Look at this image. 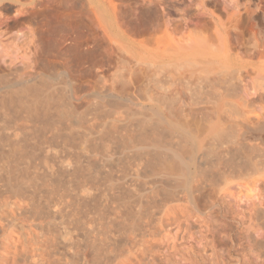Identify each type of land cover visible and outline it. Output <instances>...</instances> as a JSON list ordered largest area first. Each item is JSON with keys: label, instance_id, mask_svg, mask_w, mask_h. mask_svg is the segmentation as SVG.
<instances>
[{"label": "bare ground", "instance_id": "6f19581e", "mask_svg": "<svg viewBox=\"0 0 264 264\" xmlns=\"http://www.w3.org/2000/svg\"><path fill=\"white\" fill-rule=\"evenodd\" d=\"M1 1L2 0H0V3ZM190 1H191L190 3H192L195 0L194 1L190 0ZM197 1L199 2L198 3L194 2L195 4L197 3L195 6L197 7L196 16L202 18L203 15H205L204 17H206L207 15L203 12L204 7H205L204 4H206L204 2L206 1L204 0H197ZM249 1H252V0H249ZM188 2L189 1H187L186 3L188 4ZM214 2H216L218 6L217 9H215L216 6L214 7L215 11H218V9L220 8L219 10L222 11V13L224 12L226 14L229 13V14H232V16L239 14V11H240L239 0L238 1L237 0H214ZM95 4L99 5L101 8L100 9L96 8V10L94 11L98 13L97 14L98 16H100L99 18L102 20L101 22H103L105 26H109V23H110L109 21H111L110 18H112L111 8L109 6H104L103 4H99L98 2H95ZM244 4L245 3H243V5ZM260 4L262 5V3ZM124 7L127 8L126 6ZM129 8L130 7H128V9ZM158 8H162V6L157 7V9ZM185 9H186V6H185ZM247 10L249 11V9ZM256 10L257 9H255V11ZM261 10L258 9V11H261ZM157 11L158 10H156V12ZM177 11L176 13H179L181 10L179 11L178 9ZM150 12H151V9H150ZM150 12L148 11V13ZM182 12H184L183 9L181 13ZM261 12L263 13L264 10ZM185 13L186 12H184L185 16H182V17L186 18ZM216 13L215 15L212 13L209 14V17H210L209 19L210 20L212 19L214 21L215 17L217 16ZM240 13L242 12L240 11ZM249 13L253 14V16L255 15L254 11L253 12L249 11ZM1 14L2 12L0 11V264H224L225 259H223V255L225 254L226 257L227 256L230 257L231 255H233L232 253H235L237 255L238 257L237 262H240V264H264V136L259 134V136L263 138L261 137L258 138L257 137L258 135L256 134L258 133L257 131L255 133L257 136L255 134L254 135H255V138L257 137L258 139L257 138L256 139L259 141L253 139V136H254V135L252 136V134L254 133L253 127H255L260 122L257 123L258 121H256L255 119L257 123L255 124V122L253 123V121H251V120H254L255 117L253 119L249 117L251 116L250 114H252L250 113L251 111L255 113L254 108L256 109L261 103L264 104V79L260 78L259 80H257V78L256 79L254 78V76L256 77V74H249L247 72L249 74L250 80L249 78H246V81L248 79L250 82L251 79H253L252 81H255V82H252V81H251L252 83H249L248 81H247L248 83L245 82L244 78L247 75L245 76L246 73L243 74L244 71L241 72V69H242L241 68L242 66L241 57L240 58L238 57L239 58L238 60V58L234 56V53L240 54L241 56L242 47L240 46L244 44L240 40V34L238 35L239 37L238 39L240 43L239 44L238 39L236 37L237 33H235V37L237 39L235 42H237L240 45L239 46L240 48H237L238 46L237 43L235 44V42H233L232 40L230 42L229 38L231 36L228 37L229 33L227 32L228 30L225 31L226 26H224L225 24L223 22L224 25H223L222 32L218 30H215V31L213 30V32H215L214 33L215 37L212 36L213 34H211L212 33L211 31V33L209 32L210 33L209 38L212 37L214 39H208L207 37L205 39L204 38L205 36H202L203 34H201L200 32V30L202 31L203 28L202 29L199 28V25L201 27L202 22L196 23L195 22L196 20H195L194 22L192 21L190 22V26L195 25L193 28L191 27L193 30L191 29L192 31L190 33H187L186 34L187 36L177 33V35L179 34L178 35L179 37L181 35L180 38L176 37V38H179L180 41H178V39L174 41L175 47L173 46V48L177 47L179 51L180 50L188 51L190 55V59L197 60V62H192L193 64L191 62H189L190 64L188 62L182 63V65L183 64L185 65L187 64L188 66L190 65V67H192L190 69H193V70L194 68L200 69L201 68L200 64L203 62V60H208L210 67H211L210 69H212V71L217 70L219 68L220 70L222 69L225 71V72L224 71L222 72L227 73L226 70L230 69L232 71L234 69L233 65H239L240 67L239 69L235 67L236 69L235 71H233L235 73H232V75L234 74L233 76L236 77L234 81L239 83L238 85H236V82L234 83L236 86V89L239 90L237 91L238 93L236 92V89H234L235 91L232 90L234 84L232 85V87H230L231 92L233 91V93H231L232 96L229 94L230 90H228L229 91L228 92L226 90V87L223 86V83L225 82H222V85L220 84V82L223 79L224 80L227 79L224 76V73H222L223 75L221 76H224L226 79L223 78L221 81L218 80L219 86L221 85L222 88H225L223 89L224 93H222L223 92L222 88H221L222 90L221 91L219 90L220 89L219 86L217 87V83H216L217 80L212 81L213 79L212 74L211 76L208 75L209 76L208 78H206L207 75L205 77L206 79H209L212 77L211 81L213 82L211 83V89H210L212 96L211 98H209V100L211 99L213 100V104L210 103L213 109L212 107H211L212 110L210 108L208 109H210L211 112L213 111L212 113L210 112V114H213L212 117H214V119L212 117H210L212 119L208 118L209 117L208 114L206 116H208L207 118L210 124H211L210 121H213L212 126L214 128L218 130L219 125H221L219 124V120H218L219 117L221 116H218L217 106H213L214 104L217 103L218 101L217 99L221 98L220 95L218 96V98L216 97L218 95L217 93H222V95H225L226 92H228V94L230 95V96L228 95L230 99L233 98L234 95L236 94L239 99L236 97L234 98L238 99L239 103L240 101L243 102L241 100V97H243V99L246 101V106H248L249 109L250 108L252 109V110L251 109L247 110L249 111L248 113H250L249 115H247L248 114L246 113L247 107H245L246 108L245 110L243 109L244 114L242 113L243 111H241V109H240L241 111L240 113V111L238 110L239 108L237 107L238 108L237 110L242 115V117L244 115H247L248 120L250 119V121L255 126L250 125V122L249 124H247L246 122L247 120L246 121L244 120L246 122L245 123L244 121H242L243 118H239V119H242L241 120L242 122L239 120L240 121L239 123L236 120L237 117L236 119L234 118L233 120L234 123H235V120L238 124L243 123L240 125L241 127H245L244 125L247 124L246 127L242 129L243 131L247 129V131L250 133L251 131L249 128H251L253 130L252 133L250 134L252 136V139H250V141L248 140L249 142L247 141V138L249 139L251 136L247 137L246 135L247 133L245 134V132H243L242 134V131H240L239 129H236L234 126L241 129L239 125L237 126V123L234 126L230 125L229 127H231L230 128L231 131L233 128H235V131L238 130L236 133V136L239 131L241 132V136H240L241 139L239 140L235 136V133H233L235 131L231 132L233 133L232 135H234V138L236 137L237 139L236 138L235 139L241 142V148L240 147H237L238 149L235 147L231 148L233 146L232 144L234 142L232 141L234 139L232 141L225 139V141H227V144L228 143L231 144V145L229 144L228 148L225 147L227 146V144L224 143L225 146H223L221 142H220V145L222 146L218 147L217 144L219 141H217L216 143V141H214V138H212L213 141L216 143V148L213 147L211 150L207 149L206 151H209V152L207 154L206 153L204 154L205 156L208 157L207 160H209L208 167H207V165L204 164V162H207V160L205 159L204 161L203 154H202L203 159H201L202 157L197 156V154H190V153H197V152H190V151L184 150V148L186 147L188 148V146L184 147L185 141L182 140L181 137H180V140H177L180 142L173 144V141L171 140L172 144H170L169 141L165 142L166 137H163L165 138L164 139L165 141L163 140V138H160L161 135H159V138L157 139L155 138L157 137L156 132L153 133L151 131L152 132L150 133L151 135L152 134L156 135L154 137L155 139H151L153 137L149 136L150 134L148 132H147L148 134L145 132L146 130L144 129V125L142 126L141 125L142 123L139 124L143 119H141L138 123L140 126L137 125L139 128H141L140 129V131L142 130L141 132L137 131V133L134 132V134L132 133L133 131L129 132L130 130H133L134 126L136 128V125H134L136 124L135 122L136 120H134L135 123L134 124L131 123L133 127L131 129L124 128V130L126 131L128 130V132L124 133V131H122L123 130L122 127L129 126L128 124L124 122L126 119L125 120L123 119L124 121H121L122 118L118 120V118H116L118 115L117 116L114 115L113 117V115L109 113L111 110L110 111L108 110L109 114L104 113V112L103 113L101 112V114H99L98 111H101V109L100 110L98 109L99 105H97V103H95L94 101H91V102L86 101L85 104L86 105L88 104L87 106H85L86 108H81V107H84L82 106L84 104H82L83 103L82 97L78 94L77 84H75L76 75L74 74L75 76L71 77L74 79H70V75H72L73 74L72 72L74 71L71 70L72 72L70 73L72 74L70 75L66 71L67 74L63 73L61 76L53 75V74L51 75V73H50L51 76H49V74L47 75L44 73L43 74L34 73L32 71L33 70L32 66L33 64L36 63V60H34L35 53L32 49H33V45H35L33 43L37 44L39 42H36L37 41L36 39L28 38L29 36L28 34H26L28 35L27 37L25 34L24 35L22 34L25 37L23 38V36L21 35L23 31L22 32L20 31L21 33L17 32L18 34L17 33L15 34L17 37L14 34H10L11 37H13L14 35V38H11L10 36H9L10 39L6 38L8 33L6 34L4 31H6L7 28L5 30L1 29V26H3L2 23H4L2 20L5 18H2L3 14L2 15ZM187 14H190V13H187ZM243 14L242 15L246 16L248 21H250L249 19L251 18H248V17L249 16L251 17L252 15L248 16L246 15V12ZM179 16H178V20L179 18H181ZM232 16L230 17V19L231 18L233 19ZM260 16L262 17V14ZM200 18H197V20H199ZM203 18H202V21H206V20H203ZM228 18L227 19L224 18V20L226 19L225 21H227ZM262 18L264 20V15ZM254 19H255V16H254ZM95 20H98V19H95ZM193 20H194V17H193ZM241 20L244 21L243 19ZM180 21H182V19L177 22H180ZM183 21H185V19ZM186 21H187V18H186ZM251 21H250L251 23L250 25L252 26L255 23L252 24L253 21L252 22ZM7 22H8V19H7ZM228 22L229 21H227V23ZM254 22L256 21L254 20ZM123 23H125V21ZM187 24H189V21L186 23V25ZM164 26H167V25H163V27ZM182 26H185V25L183 24L181 25V27ZM187 26L184 27L185 28L184 30L187 29ZM235 26H239V24ZM139 27L140 26H138V28ZM195 27L200 30L196 29L195 30L196 32H194ZM212 27L214 28V26ZM232 27L231 28L229 27L230 30L234 28ZM255 27L258 29L257 26ZM209 28L208 30H210ZM214 29H216V27ZM257 29L255 30L257 31ZM208 30L206 32H208ZM234 30H231L230 32ZM238 30L239 28L237 29V31ZM255 30H253V32H255ZM102 31L103 29L101 30V33ZM140 32H141V29H140ZM163 32L164 31H162L161 33ZM110 33L112 34V32ZM184 33H186V31ZM259 33L262 34L261 32ZM251 34L256 35V33H251ZM184 36H186L185 39H183ZM251 37L253 36L251 35ZM262 38H260V40ZM245 39H242V41H244ZM247 39L249 41L252 38H250L249 36V38ZM31 40H34V41L36 40V41L34 42ZM233 40L235 39L233 38ZM147 41L150 42L151 40H146L144 42L148 43ZM175 42H178V43H175ZM250 43L253 44L252 42ZM105 44L107 43L105 42ZM167 45L168 44L164 45L165 48ZM233 46H235L238 50L235 48H232ZM81 47L82 46L80 45V49H77V50H81ZM108 47L110 46L108 45L106 48L108 49ZM115 47H118V46H115ZM167 47H169V45ZM254 48H255V52H257L256 47ZM34 49L37 51L35 46H34ZM38 49L40 50V48ZM70 50L73 51L72 48ZM89 50H86V52ZM119 50H120V47H119ZM42 51L43 50L41 49V52ZM66 51L68 52V50H65V52ZM118 51L116 53L120 54V52ZM122 52L123 51H121V53ZM39 53L40 52H38L37 56H39ZM87 53L82 52L81 53L82 55H79L82 60L88 59L87 57L90 53L88 55ZM114 53L115 51L112 54ZM70 54L71 53H69L68 55ZM74 54L77 55V53H74ZM85 54L87 55L86 58H84L86 56ZM252 54L250 56L254 58L253 55L255 53L253 55ZM51 55L54 56L53 53ZM91 55H92V51H91ZM101 56L103 57L104 55H101ZM118 56L119 55H117V57ZM256 56L257 55L255 54V58ZM91 57L92 59L94 58L93 56ZM112 57H110L109 59H111ZM39 59H42V58H39ZM42 60H43L42 62L46 61V59L44 61V58ZM88 60L87 62H90V60L89 61ZM125 60L127 59L125 58ZM125 60H122V61H125ZM198 60L202 62L200 63L198 62ZM51 61H54V60L51 59ZM129 61L130 60L126 62L128 63ZM78 62H77V65H79ZM117 62H119V60ZM260 62L261 64L264 65L263 56L260 57ZM120 63H123V62H119V64ZM125 63L124 65H126ZM44 64L45 63L41 65H44ZM50 64H52V62ZM68 64L66 67H68ZM82 64L83 63L81 62V65ZM101 64H103V62ZM109 64L110 63L108 62V65ZM139 64H142V63L140 62ZM45 65L46 66L48 65L47 61ZM113 65H116V63ZM144 65L143 64L141 66L139 65L140 66L139 69L141 71H144L142 72L144 74L139 73L140 75L139 74L137 75V79L139 78L138 76L144 75L146 76L145 77V82H146L147 76L153 75L152 73H155V72H153L152 70H154L156 67L154 66L155 68L153 67V69H149L152 71L150 75H147L148 71L145 75V72H146L145 68L144 70L143 68L141 69V67H143ZM187 65L180 66V67L183 70V67L185 68L188 67ZM93 66H94V63H93ZM96 66H94L95 69L97 68ZM150 66L152 67L153 65H149L148 67L151 68ZM47 67L50 68V66H47ZM52 67L53 65L51 66V68ZM163 67L158 66L159 69ZM81 68L78 67V69H81ZM98 68H101L103 70V68L100 66ZM125 68L123 67L121 69L124 70ZM181 68H179L180 71H181ZM29 69H31L30 70L31 72L28 71ZM86 69H90V68H86ZM173 69L176 70L177 68L174 67ZM187 69H189V67ZM210 69H206V70L204 69V71L208 70L212 72ZM53 70L55 69H52V71ZM123 70H121V74L119 73L121 76L124 73ZM128 70L131 71L130 68ZM128 70L125 71L126 74L129 72ZM132 70H134L133 67H132ZM46 71L48 72V70ZM91 71L93 72V70ZM180 71H176V72L180 73ZM204 71L203 72L201 71V72L204 74ZM3 72L4 73L10 72L11 76L15 78L10 77L9 73H6L7 74V77H6ZM176 72L175 74H177ZM201 72L200 71L199 73L193 72L191 74V75L196 74L195 76H197L195 81L191 79V81L196 82L195 86L192 83L190 84V82L188 81L189 77H188V80H186L187 82H189L190 86L191 85L194 86V88H192V86L190 87L189 84L187 83L188 88H191L193 90V94H192V92L189 89L190 93L192 94V98L193 99L196 98L194 102L197 101L195 102L197 105L202 103V100H203L202 98L204 97L203 92L205 91V90L203 91V87H206V86L207 88L210 87L209 85H206L204 83L203 81L204 78H202L205 76L207 72L202 77H201V74H202ZM134 73L137 74L136 72ZM197 73L198 75L199 74L200 75L198 76ZM228 73L226 75L230 76L231 72L229 74ZM132 74H133V71H132ZM220 74L221 73H219L218 76H215V77L219 79ZM241 74L244 75L245 77H242ZM87 75L91 76L90 74H87ZM120 75L118 77L119 80H121ZM250 75H253V76L250 77ZM4 76L7 79L4 78ZM114 76H116V74ZM133 76L131 77V80H127L128 78L125 80L131 82L133 81L132 80ZM158 76H160V74ZM195 76L190 77V78L195 79ZM124 77H125V73H124ZM163 77L165 76L163 75ZM171 77H174V75ZM200 77L202 78L201 81L206 86L202 85L203 83L200 82V79H199ZM174 78L177 79L176 76ZM107 79H109V77ZM114 79H117V77H115ZM155 79L158 80L157 78ZM161 79L163 81V78ZM176 79H175L176 82L183 80L182 78H181L182 80L178 79V81ZM241 79H243L244 82H242L243 80ZM232 80L233 79H231L230 83L231 82L233 83ZM113 81L111 82L114 83ZM121 82L123 85L124 80ZM166 82L167 80H165V83ZM86 83L84 85L88 86ZM90 83L91 82L88 81V84ZM129 83L127 82V84ZM139 83L141 85V81H139ZM143 83L144 82L142 81V84ZM154 83L155 82L153 81L152 84ZM165 83H163L162 85H164L165 88H167V83L166 85ZM181 83H186V82L183 81ZM181 83L179 82V84ZM135 84L139 85L138 82ZM156 84H158V81ZM113 85L114 84H112L111 86ZM145 85L147 86V84ZM183 85L184 84H182V86ZM160 86H161V83H160ZM164 86H161V87L164 88ZM168 86H172V84ZM98 87L100 86H97V88ZM123 87L120 89L123 90L124 89ZM180 87L178 88L180 89ZM83 88L85 87L83 86ZM125 88L127 92L131 90L129 87H126V85H125ZM143 88L147 89V87H143ZM99 89L100 88H98L97 90L99 91ZM141 89L142 88H140L139 90ZM158 89H159V86H158ZM175 89H176V86H175ZM227 89H229V86L227 87ZM117 90L119 89H116V91ZM181 90H178V92L181 93ZM241 90H242V94H241ZM83 91L85 92L86 89H84ZM125 91L123 92L126 93ZM132 91H136V90H132ZM158 91H161V90H158ZM189 91H187L188 94H190ZM218 91H221V92H218ZM117 92L123 93L120 90ZM135 93L136 95H134L133 93L131 94H133L135 97L137 96L138 91ZM168 93L172 94V92H168ZM182 93H183L182 94L183 96L184 94H186L184 92ZM206 93L208 94V92ZM152 94L154 93L151 92V95ZM159 94H160V98H162L163 95L161 96V93ZM133 95H130V97L132 98ZM183 96L181 97L183 98ZM200 96H203V97L201 98ZM256 96L259 97L260 104H258L257 101H259V99L255 98ZM143 97L146 100V98L148 97L147 93ZM164 97L165 95L163 96V98ZM168 97L170 98L171 96H168ZM166 98L167 97H165L164 99L165 101H167ZM171 98L173 99V97ZM156 99H159V98H156ZM162 99L161 100L159 99V101H162ZM189 99H191V97ZM198 99H202L200 103H199L200 100L198 101ZM254 99H257V101ZM178 100H176V103L178 102ZM209 100L205 101V103L206 104L207 102L209 103ZM252 100H254L253 103L257 104L258 106L256 105V107H254L255 106L254 105L252 108L251 103H250L252 102ZM245 101L243 102V104L245 103ZM162 102H161V106L163 104L166 105L164 102L162 104ZM185 102H186V99H185ZM232 102L230 104H232ZM170 103L166 105L167 109H168V105H169V108L171 107ZM174 103L175 102L171 103V105L173 104L174 107L178 106L176 105V103L175 104ZM249 103L250 105H247ZM202 104L204 105V103ZM243 104L241 106H243ZM223 105H221L222 109L224 108V106H226V105L224 106ZM129 106L132 107L131 105ZM129 106H127L126 108H128ZM185 106H187L188 108L189 105L187 104ZM183 107L182 105L181 107L180 106L177 107L179 108V110H181L180 115H182V110L186 109ZM207 107H210V106H207ZM117 108L118 106L116 107V109ZM180 108H183V109H180ZM221 108L219 107L220 110H222ZM226 108L227 107H225L223 110L226 111ZM229 108L230 107L228 106V110ZM262 108L264 107L262 106L261 108L259 107V109H262ZM191 109H193V107ZM170 110H172V108ZM170 110L168 111L170 112ZM223 110L222 112H224ZM187 111L189 110L186 109L185 112L187 113ZM191 111L200 112L197 109L195 111L193 110ZM185 112H183L184 116L186 115ZM206 112L204 114H206ZM129 113H131V111L126 113L127 114L126 116H128ZM254 113L252 115H255L257 112L255 114ZM131 114H133V112ZM191 114L189 113V116H192ZM220 114H222L221 111H220ZM234 115L235 114L233 112V115L231 114V116L234 117ZM126 116H123V117H126ZM169 116H172V115H169ZM193 117H196V116H193ZM245 117L246 116H244V119H247ZM183 119L185 120L184 117ZM189 119H187L188 124H189ZM177 120L181 121L180 119H177ZM184 120H183V123H184ZM196 120L197 119L191 120V121L193 122ZM225 120L227 121V119ZM262 121L264 120L262 119ZM222 122L225 123L224 121ZM128 123H130V121ZM209 123L205 125H208ZM147 125L149 126V124ZM147 125L145 124V126ZM222 125L224 126L226 124H222ZM196 126H198V124ZM257 126L258 128H260L259 125ZM116 127L117 128L120 127L122 130L121 129L116 130ZM138 127L136 129H138ZM202 127H205V126H202ZM159 128H161V126ZM225 128L226 130L221 128L222 130H219L216 134H218L220 131L223 132V130L224 132L230 133V129L228 131L227 125ZM201 129L208 131V127H206V129L205 128H201ZM118 130H121V131H118ZM156 130H159V129H156ZM255 131H256V127H255ZM261 131H264V130L261 129ZM261 131L259 133H261ZM192 132H193V128H192ZM130 133H132L133 135L132 134L130 135ZM164 133H167V132H164ZM227 133H224V134H227ZM158 134H161V133H158ZM219 134L217 136L218 138L220 136ZM262 134L264 135V133ZM170 135H173V133L172 134L170 133ZM170 135H168V137ZM212 137H215V135H212ZM220 138L223 139L222 135ZM220 138L218 140H220ZM175 139H179V137ZM212 139H209V140H212ZM181 140L184 143L181 142ZM209 140H208V145L210 144ZM236 140H234L235 143L239 145V142ZM251 140L255 141V142L252 141L254 144H251L252 143ZM213 141H211V143ZM179 144L181 146H179ZM204 147L207 148V146H204ZM198 158H200L201 161L200 159L197 160ZM196 160L199 161L200 164L198 163L197 165L195 163ZM202 161L204 162L201 163ZM206 169L209 170L211 174H209V172H207ZM205 170L207 174H209L210 176L212 175L211 176L212 178L209 175L207 176ZM198 173L200 174L205 173L206 175L204 174L205 176L203 177L210 178V181H208L209 179L205 180L209 183L206 182L207 183L206 184L204 181H202L203 179H206V178H203V177L201 178L200 174H199L200 175L199 177L202 180L200 179L197 180L195 176ZM196 180L200 181V183L197 182ZM201 183L203 184L205 183L206 185H203ZM234 230L237 232L236 238L234 237V233H233ZM139 254L141 257L139 256Z\"/></svg>", "mask_w": 264, "mask_h": 264}, {"label": "crops", "instance_id": "0c3cea01", "mask_svg": "<svg viewBox=\"0 0 264 264\" xmlns=\"http://www.w3.org/2000/svg\"><path fill=\"white\" fill-rule=\"evenodd\" d=\"M204 1H206V0H204ZM95 2H98L99 4H103L104 6H109L110 8H111V10H112V18H110V20L111 21H109L110 23H109V29H110V32H112V34H113V39L122 47V49L127 53V55L136 63V64H139L140 62L144 65V64H148V65H153V66H161V67H163V68H170V70H172V71H174L175 69H173L174 67L175 68H177L176 70H178L179 68H181L180 66H186L185 64H183L182 65V63H185V62H197V60H191L190 59V55H189V52L188 51H182V50H180L179 51V49H177V47L176 48H173V46L175 47V45H174V41L175 40H177L178 39V41H180L179 40V38L181 37V35L183 34V35H186L187 33H190L193 29V27L195 26H190V22L192 21V22H194L195 20V22L196 23H198V22H202V24H201V27H200V23L198 24L199 25V28L200 29H204V31H203V29H202V31H203V35L202 36H205L204 35V32H205V30H206V28L208 27V26H210V27H212V26H214V28L216 27V29H214L213 27H212V30H218V31H220V32H222L223 31V25L224 26H226L225 27V31H227L228 29V25H229V22L227 23V21H229V18H228V16H229V14H224V13H222V11H219V12H217V14H218V17H220V18H222V19H220V18H218L217 16L215 17V19H214V21L212 20V22H214V23H212L211 22V20L209 19L210 17H209V11H206V9H209V10H212V9H214V5L213 6H209L208 5V3H207V1L206 2H204V3H206V4H204V13L208 16H206V17H204L205 15H203V20H206V21H202V18H200V17H197L196 15H197V7H195L196 6V4L199 2V1H196L197 3L195 4V6H193L192 5V3H194V2H192V3H190L191 1H189L188 2V4L186 3V2H183L182 4H180V7H179V5H178V3L177 2H175V1H172V0H141V1H137L136 3L134 2V1H131V5H132V9H136L137 11H134V10H132L131 11V14H130V11H129V9H128V7H127V12H125V15H123V14H118L116 11H115V9H114V7L112 6V4L108 1V0H74V4L76 3L77 5H78V8H80L82 5H86V4H88L93 10H96V8L97 9H100L101 7L99 6V5H96L95 4ZM90 3V4H89ZM186 3V4H185ZM135 4H136V7H135ZM102 5V6H103ZM178 5V6H177ZM181 5H182V7H181ZM189 5V6H188ZM191 5V6H190ZM134 6V7H133ZM149 6H151V7H149ZM162 6V8H158L157 9V7H161ZM165 6V7H164ZM185 6H186V9H185ZM0 7H1V9L2 10H0L1 12H2V18H5V19H3L2 21L3 22H5V20H6V22H7V19H8V22H7V25H6V31H4L5 33H8V34H16L17 32L18 33H21L22 31V33H21V35L23 34H28V35H26V37L28 36V38H33V39H36L35 41L36 42H39V43H33V44H35V45H33V51H36L35 49H34V46H35V48L37 49V51H39V49L38 48H40V51H41V49L43 50L44 48H45V44H44V39H45V36H47L48 34H52V35H54V37H53V39L57 42V45L55 46V48L56 49H58V50H60V49H62V45H61V40L64 38V35H69V33H70V14H69V7H70V1L69 0H34V1H27V0H2L1 1V3H0ZM140 7V8H139ZM147 7V8H146ZM169 7V8H168ZM177 7V8H176ZM138 8V9H137ZM156 8V9H155ZM184 10V12H186L185 14H186V18H187V21H186V18L185 17H182V16H185L184 15V12H182L181 13V11H182V9ZM212 8V9H211ZM150 9H151V12H150ZM153 9V10H152ZM161 9H163V10H160ZM166 9V10H165ZM179 9V13H181V14H179V13H176V11ZM145 10V11H144ZM150 12V13H148V11ZM156 10H158L157 12H156ZM167 10H169V11H167ZM188 12H187V11ZM143 13H142V12ZM155 11V12H154ZM147 12V13H146ZM164 12V13H163ZM170 12H171V14H170ZM178 12V11H177ZM159 13V14H158ZM187 13H190V14H187ZM219 13H221V14H219ZM141 14H143V15H141ZM169 14V15H168ZM224 16H223V15ZM171 15V16H170ZM180 15V16H179ZM194 15V16H193ZM220 15V16H219ZM225 15H226V17H225ZM77 16H78V18H77V21L74 23V27L76 28V30H77V34H78V39L79 40H81V41H85V37H86V34H85V25H84V22H80V14L78 13L77 14ZM136 16V17H135ZM140 16H142V17H140ZM161 16V17H160ZM163 16V17H162ZM178 16L179 17H181V18H179V20H181L182 19V21H180V22H177V21H179L178 20ZM192 16V17H191ZM119 17V18H118ZM157 17V18H156ZM174 17V18H173ZM193 17H194V20H193ZM200 18L201 19V21H200V19L199 20H197V18ZM228 18V20L227 21H225L224 20V18ZM1 18V19H2ZM7 18V19H6ZM141 18V19H140ZM174 20H173V19ZM189 18H190V20H189ZM248 18H251V19H249L251 22H252V24L253 23H255L254 25H256L257 23L256 22H254V20L256 21L257 19L255 18H253V17H248ZM253 18V19H252ZM119 19V20H118ZM156 19H158V20H156ZM161 19V20H160ZM163 19V20H162ZM185 19V21H183ZM247 19V18H246ZM143 20V21H142ZM146 20V21H145ZM248 20V19H247ZM125 21V23H123ZM189 21V24H187V25H189V26H187L186 25V23ZM249 21V22H250ZM261 22H262V20H260ZM120 22V23H119ZM121 22H122V24H121ZM153 22V23H152ZM183 22V23H182ZM186 22V23H185ZM211 22V23H210ZM222 24H221V23ZM223 22H224V24H223ZM141 23V24H140ZM144 23H146V24H144ZM163 23V24H162ZM113 24V25H112ZM144 25V27H143V25ZM150 24V25H149ZM160 24V25H159ZM185 25V26H182L181 27V25ZM194 24V23H193ZM192 24V25H193ZM212 24H214V25H212ZM227 24V25H226ZM251 24V23H250ZM2 25H3V23H2ZM122 25H123V27H122ZM133 25V26H132ZM141 25H142V27H141ZM163 25H167V26H164L163 27ZM180 25V26H179ZM203 25V26H202ZM212 25V26H211ZM137 26V27H136ZM138 26H140L139 28L141 29V32H143V33H141L140 32V29L138 28ZM157 26V27H156ZM187 26V29L186 30H184L185 28L184 27H186ZM253 26V25H252ZM136 27V28H135ZM159 27V28H158ZM188 27H189V29H188ZM192 27V28H191ZM183 28V29H182ZM9 29V30H8ZM159 29H161L162 31H164L163 33L165 34H163V33H161L162 31L161 30H159ZM176 29H177V31H176ZM179 29H180V31H179ZM182 29V30H181ZM192 29V30H191ZM197 28L195 27V29H194V32H196L195 30H196ZM200 29H197V30H200ZM3 30V29H2ZM8 30V31H7ZM126 30V31H125ZM187 30H188V32H187ZM21 31V32H20ZM129 31V32H128ZM186 31V33H184ZM201 30H200V32H202ZM127 32V33H126ZM138 32V33H137ZM183 32V33H182ZM194 32H192V33H194ZM17 33V34H18ZM176 35H175V34ZM177 33H179V34H181L180 35V37L177 35ZM215 32H213L212 34V36L213 37H215V34H214ZM31 34V35H30ZM111 34V35H112ZM227 34V33H226ZM6 35V34H5ZM14 35H13V37H11V38H14ZM22 35V36H23ZM135 35H137V36H135ZM141 35V36H140ZM189 35V34H188ZM8 36V35H7ZM6 36V38H9V36L7 37ZM16 36V35H15ZM32 36V37H31ZM35 38H34V37ZM187 36V35H186ZM186 36H184V38L183 39H185L186 38ZM17 37V36H16ZM135 37V38H134ZM174 37V38H173ZM176 37H179V38H176ZM23 38H25L24 36H23ZM161 38V39H160ZM261 38V37H260ZM10 39V38H9ZM27 39V38H26ZM183 39H181V40H183ZM214 39V38H213ZM29 40V39H28ZM146 40H151L150 42L149 41H147L148 43H146V42H144V41H146ZM156 40H157V42H156ZM167 40V41H166ZM262 40V39H261ZM260 40V41H261ZM31 41H34V40H31ZM34 41V42H35ZM155 42V43H154ZM41 43H42V45H41ZM175 43H178V42H175ZM31 44V43H30ZM38 44H40V45H38ZM152 46H151V45ZM156 44V45H155ZM166 44H168L169 45V47H167L166 46V48H165V46L164 45H166ZM160 45V46H159ZM32 46V45H31ZM155 46V47H154ZM176 46H177V44H176ZM154 47V48H153ZM30 48H32V47H30ZM162 48V49H161ZM163 48H165V49H163ZM178 50V51H177ZM180 52H182V53H184V54H182V53H180ZM186 53V54H185ZM179 55H181V56H179ZM183 55V56H182ZM257 56H256V58H255V55H253V57L254 58H252L250 55H248V54H246V51L243 49V48H241V56H240V54H236V53H234V56L235 57H241V72L242 71H244L243 72V74H245V76L244 75H242V77H245L244 78V80H245V82H249V80H250V78H249V74H256V77L254 76V78L256 79L257 78V80H259L260 78L261 79H264V65L263 64H261V62H260V57H261V53H260V51H258V53L256 54ZM189 57V58H188ZM239 58H238V60H239ZM139 62V63H138ZM198 62H200L199 60H198ZM202 62V61H201ZM200 62V63H201ZM205 62V63H204ZM37 63H39L38 61H36V63L35 64H37ZM178 63V64H177ZM142 64H139V65H142ZM172 64V65H171ZM176 64V65H175ZM181 64V65H180ZM190 64V63H189ZM193 64V63H192ZM244 64H246V65H244ZM138 65V66H139ZM168 65V66H167ZM201 65V68L200 69H198V70H203L204 71V69L206 70V69H208V66H210V64H209V62H208V60H203V62L200 64ZM248 65V66H247ZM188 66V65H187ZM254 66H255V68H254ZM172 67V68H171ZM179 67V68H178ZM189 67V66H188ZM188 67H183V70H182V68H181V71H180V69L178 70V71H180V73H179V75H177V74H175L174 72V76H176L177 77V81H178V79H180V80H182V81H179L180 83L181 82H186V83H181V84H179V83H175L174 85L176 86V89H175V86H173L174 88H172V86H171V88H172V90L171 89H168V85H173V83H170V81L168 80V79H166L167 80V88H166V90H165V92H164V94L163 93H161V96L163 95H165V97H167L166 99H167V101H165L164 99H165V97L163 98V96H162V98H160V94H157V97L156 98H159L160 100L162 99V101L167 105L168 103H173V102H175L176 103V100H178V102L176 103V105H178V106H180L181 107V105H182V107L183 108H186L187 110H189V111H187V113L189 112L192 116H189V113L187 114L185 111H186V109H184V110H182V115H180L181 114V110H179V108H177L178 106H175L174 107V105L172 104L171 105V103H170V108H169V105H168V109H167V106L166 105H164L163 104V102L162 101H159V99H156L155 98V100H156V102H157V104H152V105H150V109H151V111H154V112H157V113H160L161 114V117L160 118H157L158 120H161L162 122H163V125H164V128L166 127L167 128V130H169V131H171L174 135H176V136H180L181 138H183V140L185 141V143H184V147L185 146H188V148L186 147V148H184V150H186V151H190V152H209V151H206L207 149H209V150H211L213 147H215L216 148V143H217V141H219L218 142V144H217V146L218 147H221L222 145H224V143H226L227 141H224V140H218L219 138H214V141H216V143L213 141V139L212 140H209V139H211V135H215V132H213V126H212V121H210L211 122V124L208 122V120L207 119H205V118H207L208 116H206L207 114L209 115L210 114V109H211V106H210V104L207 102V104L205 103V101H207V100H209V98L212 96V94H211V92H209L207 89L205 90L204 88H203V91L205 90L206 92H208V94L204 91L203 92V96H200L202 99H198V101H199V103L201 102V100H202V103H204V105L202 104V103H200L199 105H197L195 102H194V105L193 106H190L189 105V103L188 102H190V97H191V93H190V91H192V89L191 88H188V84L187 83H189V82H187L186 80H188V77L190 78V73L189 72H193V70L192 69H190L191 67H189V69H187ZM205 67V68H204ZM233 67H234V69L232 70V71H235V69L237 68V69H239L240 67H239V65H233ZM236 67V68H235ZM248 67V68H247ZM204 68V69H203ZM257 68V69H256ZM228 69V68H227ZM251 69H252V71H251ZM257 71H256V70ZM261 69V70H260ZM217 70H219V69H217ZM248 70V71H247ZM263 70V71H262ZM183 71V72H182ZM202 71V72H203ZM219 71H221V70H219ZM224 71V70H223ZM227 72H230L231 70L230 69H228V70H226ZM253 71H255V72H253ZM262 73H260V72ZM144 72V71H143ZM205 72V71H204ZM222 72V71H221ZM249 74H248V73ZM253 72V73H252ZM258 72V73H257ZM182 73V74H181ZM260 73V74H259ZM144 74V73H143ZM227 74V73H226ZM262 75V76H261ZM186 76V77H185ZM228 76V77H227ZM253 75H250V77H252ZM258 76V77H257ZM261 76V77H260ZM185 77V78H184ZM230 76L229 75H226V80H228V78H229ZM241 77V78H242ZM182 78V79H181ZM246 78H249V80L247 79V81H246ZM232 79H233V84L235 83V77L232 75ZM218 80H220L221 81V79H218ZM217 80V81H218ZM229 80H230V78H229ZM228 80V81H229ZM243 80V79H242ZM244 80H243V82H244ZM253 79H251V81H252ZM256 80V81H257ZM142 81L144 82L143 84H142ZM169 81V82H168ZM189 81V80H188ZM216 81V83H217V87L219 86V81L217 82ZM228 81H225L226 82V84L228 83ZM249 82V83H252V82H255V81H252V82ZM138 83H139V81H137ZM172 82V81H171ZM222 82L223 81H221L220 82V84H222ZM247 82V83H248ZM166 83H165V85H166ZM215 83V82H214ZM145 84H146V82H145V76L143 75L142 76V79H141V85L140 86H138V87H141L143 90L145 89V88H143V87H145ZM182 84H184L183 86H182ZM186 84V85H185ZM193 84H195L194 83V81H193ZM179 85V86H178ZM180 87V86H182V87H180V89L178 88V87ZM189 86H190V84H189ZM191 86H193V85H191ZM190 86V87H191ZM185 87H186V89H185ZM221 87V85L219 86V88ZM178 88V89H177ZM182 89V90H181ZM189 89H190V91H189ZM177 90V91H176ZM178 90H181V93H179L178 92ZM185 90V91H184ZM219 90H221V89H219ZM187 91H189V93L191 94H188V92ZM222 91V90H221ZM221 91H218V92H221ZM168 92H172V94L174 93V92H176V93H174L173 94V96H172V94H170V93H168ZM179 94H178V93ZM182 92H184V93H186V94H184V96L182 95L183 93ZM223 93V92H222ZM222 93H217L218 95L216 96L217 98H218V96L220 95V99H217L218 101H217V109H218V112H220L221 110L218 108V107H220L221 108V105H223V104H225L224 103V99H223V95H222ZM231 93V92H230ZM229 93V94H230ZM169 94V95H168ZM176 94V95H175ZM178 94V95H177ZM229 94H227V96L229 95ZM241 94H242V90H241ZM187 95V96H186ZM159 96V97H158ZM168 96H171V97H173V99L170 97H168ZM177 98H176V97ZM181 96H183V98L181 97ZM210 96V97H209ZM242 96V95H241ZM185 97V98H184ZM187 97H189V98H187ZM199 97V98H200ZM168 98H169V100H168ZM176 98V99H175ZM205 98H206V100H205ZM243 98V97H242ZM255 98H257V99H259V97L258 96H256ZM185 99H186V102H185ZM189 99V100H188ZM226 99H228V97L226 98ZM257 99H254V100H256L257 101ZM158 100V101H157ZM170 100H174L173 102L172 101H170ZM254 100H252V102H250L251 103V106H252V108H253V106L254 107H256V105L257 104H255V103H253V101ZM193 101H194V99H193ZM255 101V102H256ZM161 102H162V106H161ZM258 102V104H260V99H259V101H257ZM174 103V104H175ZM179 103V104H178ZM223 103V104H222ZM249 103V104H250ZM189 105L188 106V108H187V106H185V105ZM196 104V105H195ZM207 106H210V107H207ZM262 104V105H261ZM260 105L262 106V107H264V104L263 103H261ZM206 108H204L203 106ZM258 106L256 109H257V111H256V109L254 108V110L256 111V112H260V113H263V111H264V108H262V109H259V107L261 108V106ZM166 106V107H165ZM174 108H173V107ZM201 106V107H200ZM193 107V109H191ZM197 107H199V108H197ZM172 108V110L174 111H172V110H170ZM183 108H180V109H183ZM197 110H199L200 112H198V111H195L196 109ZM201 108V109H200ZM204 108V109H203ZM208 108H210V109H208ZM195 109V110H194ZM222 109V108H221ZM168 110H170V112L168 111ZM176 110V111H175ZM191 110H193V111H195V112H192ZM223 110V109H222ZM177 111H178V113H177ZM207 111V112H206ZM167 112V113H166ZM176 112V113H175ZM183 112H185V116H184V113ZM206 112V114H204ZM169 113V114H168ZM173 113V114H172ZM194 113V114H193ZM203 113V114H202ZM168 114V115H167ZM177 116H176V115ZM195 114H197V115H201V117H200V115L199 116H197V115H195ZM169 115H172V116H169ZM188 115V116H187ZM175 116H176V118H175ZM193 116H196V117H193ZM206 116V117H205ZM179 117V118H178ZM183 117L185 118V120H186V122H185V120L183 119ZM205 117V118H204ZM189 118H191V119H189ZM194 118V119H193ZM221 118H222V116H221ZM177 119H180L181 121H179V120H177ZM187 119H189V124L187 123ZM195 119H197L196 121H191V120H195ZM199 119H200V121H199ZM210 119H212V118H210ZM209 119V120H210ZM177 120V121H176ZM183 120H184V123H183ZM202 121V122H201ZM223 119H221L220 121H219V124H223ZM181 122V123H180ZM192 122V123H191ZM195 122V123H194ZM196 122H197V124H198V126H196L197 124H196ZM204 122V123H203ZM191 123V124H190ZM207 123H209L208 125H205V124H207ZM192 124H194V125H192ZM196 124V125H195ZM201 124V125H200ZM204 124V125H203ZM188 125V126H187ZM199 125H200V127L201 128H205L206 129V127H208V131L207 130H204V129H201L200 127H199ZM221 125H219V127H218V130H220L221 128H224V127H222ZM228 125V124H227ZM193 126V127H192ZM202 126H205V127H202ZM221 126V127H220ZM146 127L144 126V129H145ZM159 128V127H158ZM165 128V129H166ZM192 128H193V132H192ZM200 129V130H199ZM214 129H216V128H214ZM202 130V131H201ZM217 130V131H218ZM203 131H204V133H203ZM196 132V133H195ZM213 132V133H212ZM199 133V134H198ZM166 135H168L167 133H165ZM251 134V133H250ZM254 134V133H253ZM201 137H200V136ZM248 135V134H247ZM209 138V139H208ZM217 139V140H216ZM208 140H209V142H210V144H212V145H208ZM211 141H213L212 143H211ZM167 142V141H166ZM206 142H207V144H206ZM220 142H221V144L222 145H220ZM165 143V142H164ZM186 144V145H185ZM204 146H207V148L206 147H204ZM212 146V147H211ZM205 148V149H204ZM204 150V151H203Z\"/></svg>", "mask_w": 264, "mask_h": 264}, {"label": "rangeland", "instance_id": "374dc122", "mask_svg": "<svg viewBox=\"0 0 264 264\" xmlns=\"http://www.w3.org/2000/svg\"><path fill=\"white\" fill-rule=\"evenodd\" d=\"M27 1H34V0H27ZM70 1V7H69V14H70V33H69V35L67 36V35H64V38L61 40V45H62V49H60V50H58V49H56L55 48V46L57 45V42L53 39V37H54V35H52V34H48L47 36H45V39H44V44H45V48L43 49V53H44V55H45V57H44V55H43V53L39 50V51H34V55H35V58H34V60H36V61H38L39 63H37V64H33V66H32V64H31V66L33 67V72L34 73H36V74H49V76H51L52 74L53 75H59V76H61L63 73H66L67 74V72H68V74L70 75V74H72V75H70V79H74V78H71V77H74L75 75L78 77H76L75 76V84H77V91H78V94L82 97V104H84V105H82V106H84V107H81V108H86L85 106H87L86 104H85V102L86 101H88V102H91V101H94L95 103H97V105H99L98 106V109L100 110L101 109V111H98L99 112V114H101V112L103 113H107V114H111V115H113V117H114V115H118L116 118H118V120H120L121 118H122V120L121 121H124L125 119L127 120H125L124 122L126 123V124H128L129 126L128 127H122V129L119 127V128H117L116 127V130L117 129H121L122 131H124V133L125 132H128V130L126 131V130H124V128L125 129H128V128H132L133 126H132V124H134L135 122H136V124H134V125H136V128L138 127L137 125H139V124H141L142 126L144 125L145 126V124L147 125V124H149V126L147 127V126H145L146 128H145V132L147 133H154V132H156V134H157V137H155L156 135L155 134H150L149 136H152L153 138H151V139H155V138H159V135H161V137L160 138H163V137H166V139L165 138H163V140L165 139L167 142L169 141L170 142V144H172V141H173V144H176V143H178V142H180V141H177V140H180V136H176V135H170V133L172 134V132L171 131H169V130H166L163 126V122L161 121V120H158L157 118H160L161 117V114L160 113H157V112H154V111H151V107H150V105H152V104H157V102L156 101H154L155 99L154 98H156V96H157V94H159V93H164L165 92V90H166V88H165V86L164 85H162L163 83H165V80L166 79H172V80H170V82L171 81H174V82H172L173 83V85H172V87L173 86H175L174 85V83L176 82L175 81V76L174 77H171V76H173L174 75V73L176 72V71H178V70H175V72L174 71H172V70H170V68H158V66H150L151 68H149L148 66L149 65H144L143 67H141V69L143 68V70H144V68H145V70H146V72H145V75H146V73H147V71H148V73H147V75H150V73H152V71L153 72H155V73H152L153 75H150V76H147V78H146V84H147V86L145 85V87H147V89H141V90H139L141 87H139V88H137L138 86H140V83H138L139 85H137V84H135V83H137V81H138V79L140 78V79H142V76H138L139 78L137 79V75L140 73V74H143L142 72L143 71H141L139 68H140V66H138L133 60H131V58H129V56L128 55H126L127 53L122 49V47L118 44V43H116L115 42V40L113 39V37H112V35H111V33H110V29H109V26H105V24L103 23V22H101L102 20L99 18L100 16H98L97 14L98 13H96L88 4H86L85 6L84 5H82L80 8H78V5L75 3L74 4V0H69ZM111 4H112V6L114 7V9H115V11L118 13V14H123V15H125V12L127 11V8H125L124 6H126V7H130V9H129V11H130V14H131V10H132V5H131V1H134L135 3L137 2V1H141V0H108ZM172 1H175V2H177L178 3V5L180 6V4H182L183 3V1L184 2H186V1H190V0H172ZM192 1H194V0H192ZM197 0H195V2H196ZM207 1V0H206ZM238 1V0H237ZM259 1V2H258ZM214 4H213V3ZM240 2V3H239ZM239 8H240V11L242 12V13H240V11H239V16L238 15H233L232 16V14H229V15H231L232 17H233V19L231 18L230 19V17L231 16H229V22H231V23H229V25H228V37H230L229 39H230V42H231V40L233 41V42H235L239 37H238V35L240 34V40H241V42H243V44L244 45H242V46H240L239 44V39H238V43L237 42H235V44L237 43V48H240V47H242L245 51H246V54H248V55H251L252 53L254 54H257L258 53V51H260V53L262 54L261 55V57L263 56L264 57V20H263V15H264V12L262 13L261 11H263L264 10V0H252V1H249V0H239ZM207 3H208V5L209 6H212V5H214V7L216 6V8L215 9H217L218 8V6H217V3L216 2H214V0H208L207 1ZM210 3V4H209ZM243 3H245L244 5L246 6H244L243 5ZM247 3H248V5L250 6H248L247 5ZM260 3H262V5L260 4ZM216 4V5H215ZM254 4V5H253ZM242 5V6H241ZM193 6H195V3H193ZM244 6V7H243ZM247 6H248V8H247ZM252 6V7H251ZM119 7V8H118ZM121 7V8H120ZM135 7H136V4H135ZM256 7V8H255ZM262 7V8H261ZM117 8V9H116ZM254 9V10H252V9ZM220 9V8H219ZM218 9V11H220ZM243 9V10H242ZM247 9H249V11L250 12H255L254 14V16H255V18H257V20H256V23H258V25L256 24V25H253V26H251L250 25V22L246 19V16H243L244 14L243 13H245L246 12V15H252L253 16V14H251V13H249V11L247 10ZM255 9H257L256 11H255ZM258 9H262L261 11H258ZM0 10H2L1 9V7H0ZM208 11H209V14H214L215 15V13L216 12H218V11H215L214 9H212V10H209V9H207ZM206 10V11H207ZM245 10V11H244ZM134 11H136V9H134ZM244 11V12H243ZM248 11V12H247ZM258 11V12H257ZM80 14V22H84V25H85V34H86V37H85V41H82L81 42V40H79L78 39V34H77V30H76V28L74 27V23L77 21V18H78V16H77V14ZM225 13V12H224ZM249 13V14H248ZM243 14V15H242ZM262 14V17L260 16V15ZM216 15L218 16V14L216 13ZM251 16V17H252ZM254 16H253V18H254ZM238 17V18H237ZM240 17H242V18H240ZM244 17H245V19H244ZM250 17V16H249ZM263 21V22H260L259 20L260 19ZM95 19H98V20H95ZM241 19H243L244 21H240ZM232 20V21H231ZM246 21V22H245ZM248 21V22H247ZM238 22V23H237ZM260 22V23H259ZM5 23V24H4ZM3 23V26H1V29H6V26L5 25H7V22H6V20H5V22ZM100 25H99V24ZM246 23H248V24H246ZM263 23V24H262ZM237 25V24H239V26H235V25ZM246 25V27H245V25ZM262 26H261V25ZM243 25V26H242ZM235 28V30H234V28ZM241 26H242V28H241ZM255 26H257L258 27V29L260 30H263V31H259ZM259 26H260V28H259ZM107 27V28H106ZM210 26H208L207 28H206V30H205V39H206V37L208 38V39H213L212 37H211V35H210V37L211 38H209V34L211 33V31H212V33H213V30H211L212 28L210 27ZM232 27L233 29H231V30H234V31H232V32H230L231 30H230V28ZM249 27V28H248ZM261 27H263V28H261ZM208 28L210 29V30H208ZM239 28V30L237 31V29ZM251 28V29H250ZM254 28V29H253ZM103 29V31H102V33H101V30ZM240 29H241V31H240ZM250 29V30H249ZM255 29H257V31L255 30ZM105 30V31H104ZM208 30V32H206ZM253 30H255V32H253ZM241 33H240V32ZM105 32V33H104ZM210 32V33H209ZM259 32H261L262 34H260ZM211 33V34H212ZM231 33V34H230ZM235 33H237L236 34V37H237V39H236V37H235ZM243 33V34H242ZM245 33V34H244ZM251 33H256V35L255 34H251ZM7 34V33H6ZM104 34H106V35H104ZM201 34H202V32H201ZM260 35V37L263 39V40H261V41H259L260 40V37H259V35ZM8 35V34H7ZM103 35V36H102ZM233 35V36H232ZM250 36V38H252L251 40H249L248 41V39L247 38H249V36ZM251 35L253 36V37H251ZM262 35V36H261ZM8 36H11L10 34L8 35ZM248 36V37H247ZM254 36H256V37H254ZM243 37H245V38H243ZM258 37V38H257ZM233 38L235 39V40H233ZM245 39L244 41H242V39ZM257 40H256V39ZM207 39V40H208ZM259 39V40H258ZM78 40V41H77ZM80 41V42H79ZM210 41V40H209ZM256 41V42H255ZM85 42V43H84ZM105 42L107 43V44H105ZM211 42V41H210ZM250 42H252L253 44H251ZM79 43V44H78ZM255 43V44H254ZM113 44H114V46H113ZM117 44V45H116ZM235 44H233V45H235ZM79 45V46H78ZM80 45L84 48H82L81 47V50H77V49H80ZM109 45L110 47H108V49L106 48L107 46ZM253 45H255V46H253ZM257 45V46H256ZM77 46H78V48H77ZM115 46H118V47H115ZM240 46V47H239ZM76 47V48H75ZM113 47V48H112ZM119 47H120V50H119ZM254 47H256V51L257 52H255V48ZM69 48V49H68ZM73 49V51H71L70 49ZM106 50H105V49ZM119 50H117V49ZM232 48H235V49H237L235 46H233ZM253 48V49H252ZM92 51V55H91V51ZM111 51H110V50ZM114 49H116V50H114ZM65 50H68V52H67V54H66V52H65ZM83 50V51H82ZM86 50H89V51H87V52H89V53H87L86 52ZM105 50V51H104ZM238 50V49H237ZM251 50H253V51H251ZM60 52V53H58V52ZM80 51V52H79ZM84 53H87V55L89 54V55H91V56H93L94 58V60L92 59V57L91 56H89L88 55V57H87V55L84 57V58H88L89 59V57H90V62H87V60H85L84 58V60H82L81 59V57L79 56V55H82L81 53L82 52ZM101 51H102V53H101ZM115 51V53L114 54H112L113 52ZM120 52V54L119 53H116V52ZM121 51H123L122 53H121ZM37 52V53H36ZM38 52H40L39 53V56H37L38 55ZM62 52V53H61ZM97 52H99V53H97ZM105 52V53H104ZM109 54H108V53ZM252 52V53H251ZM54 54V56L53 55H51V54ZM56 53V54H55ZM69 53H71L70 55H68ZM74 53H77V55L76 54H74ZM78 53H80V54H78ZM96 53V54H95ZM125 53V54H124ZM50 54V55H49ZM60 56H59V55ZM94 54V55H93ZM115 54H117V55H119L118 57H117V55H115ZM252 54V55H253ZM254 54V55H255ZM41 55V56H40ZM59 57H57V56ZM62 55V56H61ZM101 55H104L103 57L101 56ZM110 55V56H109ZM118 61L119 60V62H123V63H120L119 64V62H117L112 56ZM121 55V56H120ZM63 56H65V57H63ZM72 56V57H71ZM101 56V57H100ZM108 56V57H107ZM52 60H54V61H51V59ZM62 57V58H61ZM70 57V58H69ZM75 57V58H74ZM106 57V58H105ZM110 57H112L111 59H109ZM122 59H121V58ZM127 59V60H125V58ZM129 59H128V58ZM39 58H44V61H45V59H46V61H47V66H50V68L49 67H47L45 64H46V61L45 62H42L43 60L42 59H39ZM58 59V60H56V59ZM68 58H69V60H68ZM73 58V59H72ZM103 58V59H102ZM50 59V60H49ZM60 59V60H59ZM65 59V60H64ZM71 59H72V61H71ZM74 59H76V60H74ZM114 59V60H113ZM50 61V63L52 62V64H50L49 63V61ZM80 62H78V61ZM88 60V61H89ZM92 60V61H91ZM98 60H99V62H98ZM102 60V61H101ZM122 60H125V61H122ZM128 60H130L128 63L126 62V61H128ZM41 61V62H40ZM56 61H61V62H56ZM63 61V62H62ZM67 61V62H66ZM95 61V62H94ZM75 62V63H74ZM77 62H78V64L79 65H77ZM81 62L83 63L82 65H81ZM85 62V63H84ZM97 62V63H96ZM103 62V64H101ZM108 62L111 64V65H113V64H115L116 63V65H113V66H111L110 64L108 65ZM126 62V63H125ZM131 62V63H130ZM33 63H34V61H33ZM43 63H45L44 65H41V64H43ZM53 63H55V64H53ZM57 63V64H56ZM68 64V67L71 65V64H73V65H71L69 68L68 67H66L67 66V64ZM93 63H94V66H96L97 64V70L95 69V67L93 66ZM96 63V64H95ZM104 63H106V64H104ZM118 63V64H117ZM124 63L126 64V65H124ZM40 66H39V65ZM63 64V65H62ZM76 64V65H75ZM87 64V65H86ZM90 64V65H89ZM100 64V65H99ZM131 64V65H130ZM135 64H136V66H135ZM53 65V67L51 68V66ZM55 65V66H54ZM75 65V66H74ZM81 65V66H80ZM85 65V66H84ZM107 65V66H106ZM119 65V66H118ZM124 65V66H123ZM38 66V67H37ZM45 68H44V67ZM57 66V67H56ZM73 66V67H72ZM79 68H84V69H78V67ZM87 66H89V67H87ZM93 68H92V67ZM102 67L103 68V70L101 69V68H98V67ZM104 66V67H103ZM135 66V67H134ZM31 67V68H32ZM43 67V68H42ZM55 67V68H54ZM62 67V68H61ZM72 67V68H71ZM109 67V68H108ZM111 67V68H110ZM119 67V68H118ZM130 68L131 69V71H129L128 69H121V68ZM132 67H133V69L134 70H132ZM153 67L155 68L154 70H156V71H154V70H149V69H153ZM189 67H190V65H189ZM67 68V69H66ZM75 68H76V70H75ZM86 68H90V69H86ZM107 68V69H106ZM114 68V69H113ZM116 68V69H115ZM135 68H136V70H135ZM139 70H138V69ZM158 68V69H157ZM192 68V67H191ZM211 67L210 66H208V69H210ZM52 69H55V70H53L52 71ZM95 69V70H94ZM106 69V70H105ZM123 70V72L125 73V77H126V75H127V77L125 78L124 77V73L122 74V76L120 75L121 74V70ZM164 69V70H163ZM219 69V68H218ZM31 69H29L28 71H30ZM46 70H48V72L46 71ZM58 70V71H57ZM74 71V72H72V71ZM78 70V71H77ZM81 70H83V71H81ZM91 70H93V72L91 71ZM116 74V76H114L115 74L112 72V71ZM126 70H128L129 72L126 74ZM138 70V71H137ZM162 70V71H161ZM193 70V69H192ZM211 71H212V69H210ZM220 70V69H219ZM51 71V72H50ZM67 71V72H66ZM87 71V72H86ZM97 71V72H96ZM100 71V72H99ZM104 71V72H103ZM105 71H107V72H105ZM132 71H133V74H134V76L136 77H134L133 76V74H132ZM139 71H141V72H139ZM158 71V72H157ZM199 71L201 72V71H203V70H198V69H196V68H194V70H193V72H198L199 73ZM221 71H223L222 69H221ZM221 71H217V70H214V71H212V72H210V71H205L204 72V74H205V76H204V74L202 75L201 74V77L202 76H204V77H202V78H204L203 79V81H204V83L206 84V85H209L210 87H208L207 88V86L201 81L202 80V78L200 77L199 79H200V82L201 83H203L202 85H205L206 87H203L205 90L207 89L209 92H210V89H211V83H213L212 81H215V80H218V78L217 77H215V76H218V74L219 73H221L220 75H219V79H223V78H225L226 77V73H224V72H221ZM31 72V71H30ZM55 72V73H54ZM70 72H72V73H70ZM76 72H78V73H76ZM82 72V73H81ZM86 74H85V73ZM92 72V73H91ZM109 72V73H108ZM134 72H136L137 74H135ZM174 72V73H173ZM192 71L191 72H189L190 73V75L193 73ZM209 72H210V74H209ZM231 72V75H230V78L232 79V73H235V72H233V71H230ZM229 72V73H230ZM4 73V72H3ZM6 73H9L10 74V72H5L4 73V75L7 77V74ZM50 73H51V75H50ZM99 73V74H98ZM105 73H106V75H105ZM120 73V74H119ZM177 73V72H176ZM198 73H197V75H198ZM222 73H224V76H221V75H223ZM228 73V72H227ZM228 73V74H229ZM8 74V75H9ZM75 74V75H74ZM87 74H90L91 76H89V75H87ZM110 74V75H109ZM114 74V75H113ZM139 74V75H140ZM160 74V76H158V75ZM162 74V75H161ZM169 76H168V75ZM173 74V75H172ZM178 74H179V72H178ZM211 74L213 75L212 77H213V79H212V77L211 78H209V79H206V78H208L209 76L208 75H210L211 76ZM215 74V75H214ZM16 75H18V74H16ZM85 75V76H84ZM105 75V76H104ZM109 75V76H108ZM112 75H113V77H112ZM119 75L121 76L120 77V79L121 80H119ZM129 75V76H128ZM133 76V78H132V80L133 81H131V82H133V83H131L130 81H127V80H131V77ZM163 75L165 76V77H163ZM194 76L196 75V74H193ZM193 75H191L190 77H194ZM200 75V74H199ZM198 75V76H199ZM206 75H207V77H206ZM234 75V74H233ZM236 75V74H235ZM4 76V78H6ZM13 76H15V75H13ZM109 77V79H107L108 77ZM153 76V77H152ZM162 76V77H161ZM167 76V77H166ZM222 78H221V77ZM10 77H12L11 76V74H10ZM10 77H9V79H10ZM86 77V78H85ZM89 77V78H88ZM115 77H117V79H114ZM122 77H123V79H122ZM146 77V76H145ZM148 77H150V78H148ZM152 77V78H151ZM160 77V78H159ZM170 77V78H169ZM206 77V78H205ZM216 79H215V78ZM238 77V76H237ZM12 78H15V77H12ZM128 78V79H127ZM135 78V79H134ZM155 78H159L158 80H156ZM161 78H163V81H162V79ZM196 78H197V76H195V79L194 78H189V82H190V84L192 83L193 84V81H191V79H193L194 81L196 80ZM236 78V77H235ZM7 79V78H6ZM115 80V81H113V80ZM125 79H127V80H125ZM139 79V81H141ZM211 79H212V81H211ZM226 79V78H225ZM231 79L229 80V83L228 84H230V85H228V84H225L226 82V80H222L223 82H225V83H223V86H225L226 87V90L228 91V90H230V92H231V88L230 87H232V85H233V83L231 84L230 83V81H231ZM110 80V81H109ZM124 80V84L122 85V82L121 81H123ZM207 80H209V81H207ZM242 80V79H241ZM88 81L89 82H91L90 84H88ZM96 81V82H95ZM109 81V82H108ZM111 81H113L114 83H112ZM121 83H120V82ZM136 81V82H135ZM153 81L155 82L154 84H152L153 83ZM157 81H158V84H156L157 83ZM209 83H207V82ZM233 81V80H232ZM77 82V83H76ZM87 82V83H86ZM111 82V83H110ZM118 82H119V84H118ZM127 82L129 83V84H127ZM148 82V83H147ZM161 83V86H164V88H162L161 86H160V83ZM163 82V83H162ZM236 82V81H235ZM243 82V81H242ZM241 82V83H242ZM79 83H81V84H83V85H81V84H79ZM87 84L88 86H86V85H84V84ZM97 83V84H96ZM126 83V84H125ZM176 83H179V82H176ZM194 83H196V82H194ZM112 84H114V85H116V86H111ZM136 85L135 87L134 86H132V85ZM157 86H156V85ZM189 84V83H188ZM225 84V85H224ZM239 83L238 82H236V85H238ZM109 85H110V87H109ZM122 85V86H121ZM125 85H126V87H129L131 90H129V92H131L132 90H136V91H132L131 93H133L134 95H136V93L135 92H137L138 91V93H137V96H135L134 97V95L133 94H131V93H129V92H127V90H126V88H125ZM130 85H131V87H130ZM149 85V86H148ZM153 85H155V86H153ZM194 86H195V84H193ZM222 85V84H221ZM83 86L85 87V88H83ZM90 86V87H89ZM97 86H100V87H98V88H100L99 89V91L97 90L98 88H97ZM120 86V87H119ZM124 86V87H123ZM158 86H159V89H158ZM194 86H192V88H194ZM229 86V89H227V87ZM119 89L121 92H123V91H125L126 93H119V92H117V91H119V90H117L116 91V89ZM124 88L123 90L122 89H120V88ZM162 89H161V88ZM171 86H168V89H172V88H170ZM104 88H106V89H104ZM129 88H127V89H129ZM150 88V89H149ZM152 88V89H151ZM156 88V89H155ZM222 88V86L220 87V89ZM237 88H238V86H237ZM84 89H86V91L84 92L83 90ZM110 89V90H109ZM114 89H115V91H114ZM138 89V90H137ZM223 89H225V88H222V90ZM234 89H236V86H235V84L233 85V88H232V90H234ZM88 90V91H87ZM90 90V91H89ZM101 90V91H100ZM109 90V91H108ZM143 90V91H142ZM158 90H161V91H158ZM225 90V91H226ZM97 91V92H96ZM139 91H141V92H139ZM235 91V90H234ZM237 91H239L238 89H236V92ZM151 92L152 93H154V94H152L151 95ZM192 92V94H193V90L191 91ZM229 92V91H228ZM228 92H226V94L225 95H223L224 97H223V99H224V103L226 102V101H228V102H226L224 105H226V106H224V108L225 107H227L226 108V111L225 110H223L224 112H222V110H221V113L222 114H220V112H218V116H222V119H223V121L225 122V123H223V124H228L227 125V127H228V131H229V129L231 128V127H229L230 125L231 126H234V125H236V123L238 122H240L242 119H239V118H243V120L242 121H246L247 122V124H249V122H250V125H254L253 123L255 122V124H257V123H259V124H257V125H259V127L260 128H258V126L256 125H254L255 127H256V131H255V127H253V129H254V131L251 129V128H249L250 129V133H252V131L254 132V134L258 131V133H256L255 135L259 138V137H261V136H259V134L260 135H262V136H264L262 133H264V131H261V129H263L264 130V121H262V119L264 120V111H263V113H260V112H257L256 113V111H255V113L253 112V111H251L250 113H254L255 115H257V116H259V117H257V116H255V115H252V114H250V113H248L249 111H247V110H250L249 109V107L248 106H246V101L241 97V100L244 102L245 101V105L243 104V102H241L240 101V103L238 102V96L236 95H234V97H236V98H238V99H235L234 97L233 98H231L230 99V95L232 96V94L231 93H233V91L230 93V95L229 96H227V94H228ZM235 92V93H236ZM81 93V94H80ZM146 93H147V98H146V100H145V98L143 97V96H145L146 95ZM148 93H150V94H148ZM223 93H224V90H223ZM238 93V92H237ZM127 94V95H126ZM129 94V95H128ZM156 94V95H155ZM94 95V96H93ZM123 95V96H122ZM125 95V96H124ZM130 95H133L132 96V98L130 97ZM87 96V97H86ZM154 98H153V97ZM134 97V98H133ZM139 97V98H138ZM193 97H195V96H193ZM227 97H229L228 99H226ZM131 98V99H130ZM153 98V99H152ZM211 98V97H210ZM85 99H87V100H85ZM140 99V100H139ZM196 99V98H195ZM194 99V100H195ZM233 99H235V100H233ZM84 100V101H83ZM108 100H109V102H108ZM120 102H119V101ZM133 100V101H132ZM137 100V101H136ZM143 100V101H142ZM191 100H193V98H192V95H191V99H190V102H189V105H191V106H193L194 104V101H191ZM212 100V99H211ZM211 100H209V104L210 103H212L213 104V100L211 101ZM118 101V102H117ZM211 101V102H210ZM233 101V102H232ZM235 101V102H234ZM111 102V103H110ZM193 102V103H192ZM195 102H197V101H195ZM232 102V104H230ZM237 102V103H236ZM243 104V106H241L242 104ZM119 104V105H118ZM122 104V105H121ZM128 104V105H127ZM193 104V105H192ZM217 104L218 103H216V104H214L213 106H217ZM227 104H228V106L231 108H229V110H228V106H227ZM240 104V105H239ZM124 105V106H123ZM129 105H131L132 107H130ZM247 105H250V104H247ZM118 106V108L116 109V107ZM127 106H129L128 108H129V110H128V108H126ZM140 106H141V108H140ZM210 106L212 107V105L210 104ZM119 107H120V109H119ZM239 109H238V108ZM245 107H247V109L245 108ZM113 108V109H112ZM133 108V109H132ZM219 108V107H218ZM223 108V109H224ZM142 111H141V110ZM212 109H213V107H212ZM211 109V110H212ZM240 111V109H241V111H243V109L245 110L246 109V113H248L247 115H251V116H249L251 119H253L254 117V120H251V121H253V123L250 121V119L248 120V117H247V115H244V116H246L245 118H247V119H244V116L242 117V115L240 114L241 113V111H240V113L238 112V110ZM83 110V109H82ZM103 110V111H102ZM105 110H106V112H105ZM110 112H109V111ZM133 110V111H132ZM144 110V111H143ZM252 110V109H251ZM122 112V114H121V112ZM125 113H124V112ZM131 111V113L133 112V114H131V113H129V115L128 116H126L127 114L126 113H128V112H130ZM147 111V112H146ZM232 111V112H231ZM109 112V113H108ZM120 112V113H119ZM146 112V113H145ZM213 112V111H212ZM211 112V113H212ZM231 112V113H230ZM233 112H234V117L233 116H231V114L233 115ZM135 113V114H134ZM230 113V114H229ZM243 114H244V111L242 112ZM121 114V115H120ZM124 114V115H123ZM225 114V115H224ZM228 114V115H227ZM120 115V116H119ZM146 115V116H145ZM227 115V116H226ZM122 116V117H121ZM123 116H126V117H123ZM209 117L208 118H210V117H212L213 116V114H209L208 115ZM223 116H225V117H223ZM229 116V117H228ZM236 117H237V119H236ZM115 118V119H116ZM208 118H207V120H208ZM213 119H214V117H212ZM234 118L237 120V122H236V120H235V123H234ZM260 120H259V119ZM262 118V119H261ZM124 119V120H123ZM141 119H143L140 123H139V121L141 120ZM220 119H221V117H219V121H220ZM225 119H227V121L225 120ZM229 119V120H228ZM255 119H256V121H258L257 123H256V121H255ZM134 120H136L135 122H134ZM240 120V121H239ZM130 121V123H128ZM138 121V122H137ZM231 121V122H230ZM241 121V122H242ZM244 121V122H245ZM144 122H145V124H144ZM148 122V123H147ZM153 122V123H152ZM155 122V123H154ZM158 124H157V123ZM230 122V123H229ZM245 122V123H246ZM132 123V124H131ZM139 123V124H138ZM232 123V124H231ZM237 123V126L239 125H241V124H243V123H241V124H238ZM262 123V124H261ZM156 124V125H155ZM247 124H245L244 126L246 127V125ZM212 125H213V121H212ZM226 125H224L223 127V129H225L226 130ZM262 126V128H261V126ZM140 126V125H139ZM161 126V128H158V127H160ZM236 129H239L240 131H242V134H243V132H245V134L247 133V134H249V135H247V137L249 136H251L250 135V133L247 131V129L246 130H244L243 131V129L242 128H245V127H241V129L240 128H237L236 126H234ZM113 128V127H112ZM135 128V126L133 127V130H130L129 132H132L133 134H134V132L135 133H137V131H140V129L141 128H139L138 127V129H136ZM235 128H233L232 129V131H231V129H230V133L231 132H233V131H235ZM261 131V133H259L260 131L258 130V129ZM115 129V128H114ZM156 129H159V130H156ZM165 129V130H164ZM113 130V129H112ZM115 130V131H116ZM121 130H118V131H121ZM144 130V129H143ZM213 130V132H215V137H217L218 136V134L219 133H221V134H219L220 136H219V138L221 137V135H222V137H223V139H224V141H225V139L227 140H230V141H232L233 139L234 140H236L237 138H238V140L239 139H241L240 138V136H241V132L239 131L238 132V134H237V136H236V133H237V131H235V132H233V133H235V136L237 137H235L234 138V135H232L233 133H231V135H230V133L228 132H224V130H223V132H219L218 134H216L218 131H217V129H212ZM220 130H222V129H220ZM142 131V130H141ZM140 131V132H141ZM152 131V132H151ZM158 131V132H157ZM160 131V132H159ZM162 131V132H161ZM117 132V131H116ZM164 132H167V133H169L168 135H170L169 137H168V135L166 136V134L164 133ZM212 132V133H213ZM132 133H130V135L132 134ZM147 133V134H148ZM158 133H161V134H158ZM224 133H227L228 135H230V136H228L227 134H223ZM132 134V135H133ZM240 134V135H239ZM244 134V135H245ZM254 134H252V136L254 135ZM162 135H164V136H162ZM214 135V134H213ZM226 135H227V137H226ZM239 135V136H238ZM255 135L253 136V139L254 140H257L256 138H255ZM172 136V137H171ZM232 136V137H231ZM252 136L248 139L247 137H245V138H247V141L249 140L250 141V139H252ZM155 137V138H154ZM179 137V139H175V138H178ZM215 137H212V135H211V139L212 138H215ZM231 137V138H230ZM170 138H172V139H170ZM218 138V137H217ZM261 138H263V137H261ZM168 139V140H167ZM182 140H183V138H181ZM222 138H220V140H221ZM222 139V140H223ZM164 140V141H165ZM172 140V141H171ZM175 140H176V142H175ZM182 140H181V142H182ZM232 141V142H234L232 145V147L231 148H233V147H235V148H237V147H240L241 148V142H239L238 140H236V141H238L239 142V145L238 144H236L235 143V141ZM254 140H251V142L252 141H254ZM165 141V142H166ZM241 141V140H240ZM248 141V142H249ZM257 141H259V140H257ZM256 141V142H257ZM231 142V143H232ZM255 142V141H254ZM258 143V142H257ZM181 144H183V143H181ZM225 144H227V142L225 143ZM229 144L230 143H228L227 144V146H225V145H223V146H225V147H229ZM251 144H254L253 142L251 143ZM256 144V143H255ZM231 145V144H230ZM176 146V145H175ZM179 146H181L180 144H179ZM238 149V148H237ZM207 154L208 152H197V153H190V154H197V156H199V157H202L201 159H203V155L204 154ZM203 154V155H202ZM207 156H205L204 155V161H205V159L207 160L208 159V157L206 158ZM200 158H198L197 160H199ZM201 159H200V161H201ZM196 160V164L198 165V163H199V161H197ZM204 161H202L201 163H203ZM208 162H209V160H207V162H204V164H206L207 165V167H208ZM200 164V163H199ZM209 169V168H208ZM207 170V169H206ZM206 170H205V172H206ZM207 172H209V174H211L210 173V171L209 170H207ZM207 172H206V174H207ZM200 173H198L196 176H195V178L197 179V180H199L200 179V177L202 178L203 176H205L206 174L205 173H202V174H200ZM205 174V175H204ZM209 174H207V176L209 175ZM198 176V177H197ZM200 176V177H199ZM210 176V175H209ZM212 176V175H211ZM210 176V177H211ZM203 178H206V179H200V180H202V181H204L205 183L207 182V181H205V180H208V181H210V178H208V177H203ZM212 178V177H211ZM196 180V181H197ZM197 182H199L200 183V181H197ZM203 184V183H201V184H203V185H206L207 183H209V182H207L206 184ZM233 233H234V237L236 238V234H237V232L234 230L233 231ZM233 255H231L230 257L229 256H227L226 257V255L224 254L223 255V259H225V262H224V264H240V262H237V259H238V257H237V255L235 254V253H232ZM139 256H140V254H139ZM141 257V256H140Z\"/></svg>", "mask_w": 264, "mask_h": 264}]
</instances>
